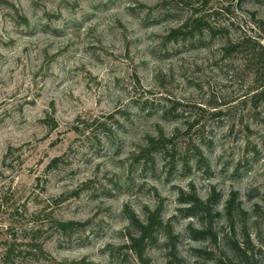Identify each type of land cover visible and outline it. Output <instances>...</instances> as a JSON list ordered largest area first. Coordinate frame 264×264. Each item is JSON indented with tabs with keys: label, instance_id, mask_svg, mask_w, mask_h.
Returning a JSON list of instances; mask_svg holds the SVG:
<instances>
[{
	"label": "rangeland",
	"instance_id": "rangeland-1",
	"mask_svg": "<svg viewBox=\"0 0 264 264\" xmlns=\"http://www.w3.org/2000/svg\"><path fill=\"white\" fill-rule=\"evenodd\" d=\"M195 19L203 32L173 37ZM263 86L264 0H0V264L7 241L26 245L13 264H141L131 213L158 208L182 264H216L190 234L193 187L219 193L222 245L237 193L264 264ZM93 119L113 131L100 145L74 130ZM32 240L47 254L24 253ZM170 250L162 229L150 263Z\"/></svg>",
	"mask_w": 264,
	"mask_h": 264
},
{
	"label": "trees",
	"instance_id": "trees-1",
	"mask_svg": "<svg viewBox=\"0 0 264 264\" xmlns=\"http://www.w3.org/2000/svg\"><path fill=\"white\" fill-rule=\"evenodd\" d=\"M202 21L195 19L187 22L182 27L174 31L173 37L178 39L180 36H187L188 29L191 28L192 35L195 32H203ZM186 34V35H185ZM234 48V47H233ZM253 100L256 106L264 102V86L261 90H257L253 96ZM92 130L94 134L98 132V144H102V138L99 136H107L110 132H113L109 128L108 123L100 121V119H93L92 121L79 122L74 127L75 132H87ZM96 130V131H95ZM169 140L165 139L164 135H161L160 139H152L151 147L155 151H159ZM12 152V149L11 151ZM8 156V155H7ZM200 162H203L202 154L199 156ZM60 158H56L52 161L51 167L58 166ZM187 199L183 200V204L189 205L187 213L189 216L197 217L199 222L203 224V227L198 229L193 226L190 227V234L194 240L206 241L209 240L212 245L217 248L216 251L211 250H199L201 255H206L207 261H214L216 264H259L257 257L262 254V251L255 243L246 221L247 213L242 207V202L237 203V193L234 192L231 198L226 202L225 216L228 220L229 231L222 238L219 233L213 228V211L218 202L219 193L216 190L207 201L202 200L196 192L195 187L192 189V193L187 195ZM217 214V213H216ZM220 216V214L216 215ZM57 228L61 231H72L81 227L83 224L78 222H63L54 220ZM131 227L133 232L129 233V245H126L130 252L136 257L141 264H151L150 259L147 256L148 246L153 244L157 240V236L160 230H166V236L168 238V244L171 248L168 264H182V259L177 251L178 237L173 231V227L170 224H164L162 220L161 208L155 211L147 213L146 219L142 220L135 212L131 213L130 217ZM24 251V253L31 254L33 252L46 255V251L43 245L38 242L31 241ZM23 243L9 242L5 243L8 246L6 256L3 259V264H13L14 256L16 253L23 254L21 247ZM218 252L222 255L218 256ZM13 258V259H12Z\"/></svg>",
	"mask_w": 264,
	"mask_h": 264
}]
</instances>
